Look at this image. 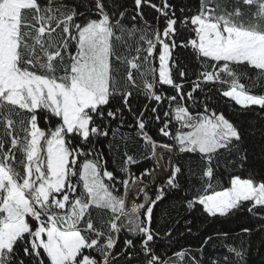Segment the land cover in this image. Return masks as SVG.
Masks as SVG:
<instances>
[{"label": "snow or ice", "instance_id": "1", "mask_svg": "<svg viewBox=\"0 0 264 264\" xmlns=\"http://www.w3.org/2000/svg\"><path fill=\"white\" fill-rule=\"evenodd\" d=\"M131 5L0 0V264H248L251 227L217 234L208 259L211 235L159 254L154 209L173 190L189 213L256 218L264 253V139L214 94L264 113V0Z\"/></svg>", "mask_w": 264, "mask_h": 264}, {"label": "trees", "instance_id": "2", "mask_svg": "<svg viewBox=\"0 0 264 264\" xmlns=\"http://www.w3.org/2000/svg\"><path fill=\"white\" fill-rule=\"evenodd\" d=\"M174 3L183 4L187 0H173ZM148 18L151 19L153 13L148 10ZM242 82L246 84H251V81L245 79ZM224 87H227L225 85ZM255 92H260V88L254 89ZM216 95V100H218L219 107L225 110L226 115L229 118L236 120V122L245 127L248 135L253 137L249 143L255 145L258 149L259 142L264 139L261 132H264V113L257 114L254 112H246L240 114L234 112L233 108H239L234 102H229L228 104L225 101L228 98L221 97L218 93ZM216 100L211 101L212 106L217 107ZM136 103H139L137 101ZM128 122H132L131 117H128ZM115 122L113 127H115ZM249 126L251 128L249 129ZM133 129H130L125 125L121 128V132L128 134L131 133ZM155 133L158 137L166 141V138L161 137L155 126L149 129V134ZM142 143V142H141ZM98 147L105 152L106 158L108 159V167L111 169L113 167L112 157L108 154V149L106 143L102 142ZM143 149H141L142 151ZM147 160H143L145 162ZM164 179V178H163ZM161 179V180H163ZM154 187V186H153ZM184 193L178 190L169 191L166 194L165 199L160 202L157 207L154 209V224L153 226L160 232V238L156 242V249L161 255H172L175 251L181 249H197L202 240L206 236H213V243L206 249L205 259H208L213 254H219L225 251L220 245L224 240V237L221 234L227 232L229 237L232 240L239 242L240 230L242 227H251L253 229V237L255 238V244L251 248V254L248 257V264H264V253L260 251L259 238L255 237V232L258 227V221L256 218H250L247 214H241V218L237 219L233 217L230 221L228 220H217L215 218H205L204 215L200 213H189L186 211L183 205ZM191 220L192 223L189 225L186 221ZM188 227L192 228V232L189 233L186 231ZM171 229L173 231V238L169 242V238L164 235V233ZM183 233V235H181ZM251 239L245 236V240Z\"/></svg>", "mask_w": 264, "mask_h": 264}, {"label": "rangeland", "instance_id": "3", "mask_svg": "<svg viewBox=\"0 0 264 264\" xmlns=\"http://www.w3.org/2000/svg\"><path fill=\"white\" fill-rule=\"evenodd\" d=\"M121 2L122 3H126L129 8L132 7L131 0H121ZM145 11L147 13L148 12V9H145ZM150 135L153 137V139H155L157 141H165V140L161 139L160 137H158L155 133H150ZM159 151L160 150L158 149V152ZM152 164H153V161L147 160V161H145V162H143V163H141L139 165L133 166V170L139 172L144 167H150V166H152ZM156 176H157V179H159V180L165 178L166 172H165V169H164L163 166L157 170ZM122 239H123V236H121V240Z\"/></svg>", "mask_w": 264, "mask_h": 264}]
</instances>
